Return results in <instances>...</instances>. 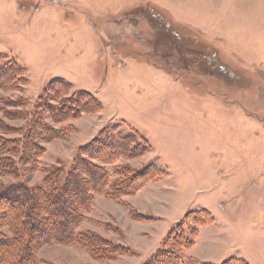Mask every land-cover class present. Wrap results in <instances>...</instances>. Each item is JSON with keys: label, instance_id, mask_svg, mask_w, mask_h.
Returning a JSON list of instances; mask_svg holds the SVG:
<instances>
[{"label": "rangeland", "instance_id": "1", "mask_svg": "<svg viewBox=\"0 0 264 264\" xmlns=\"http://www.w3.org/2000/svg\"><path fill=\"white\" fill-rule=\"evenodd\" d=\"M0 53L24 69L0 83V119L19 140L39 121L38 167L65 172L94 136L130 133L135 154L93 162L110 183L156 169L120 199L157 219L98 193L79 226L139 254L45 243L40 264H143L173 229L182 264H264V0H0ZM41 178L24 160L0 185Z\"/></svg>", "mask_w": 264, "mask_h": 264}, {"label": "trees", "instance_id": "2", "mask_svg": "<svg viewBox=\"0 0 264 264\" xmlns=\"http://www.w3.org/2000/svg\"><path fill=\"white\" fill-rule=\"evenodd\" d=\"M23 71L15 61L6 60L4 54L0 53V83L19 80ZM58 82L69 85L63 79ZM70 98L64 100L68 104H64L65 114L75 112V108H78L76 100H73L74 105L69 103ZM32 117L28 120L27 131L21 140L8 137L6 133H12V130L0 119V174L18 176V166L25 160L42 175L41 181L34 185L22 180L0 185V263L40 264L36 253L45 243L84 246L97 258H109L115 253L128 252V247L113 244L94 231L79 230V226L88 218L85 212L91 209L95 194H106L121 200L122 195L142 185L146 176L149 179L155 177V167L149 166L143 169L148 174L141 177L133 174L132 177L110 183L108 169L93 162L97 159L106 164L119 156H132L136 150L132 144L134 135L100 133L94 136L78 147L70 166L62 172L56 166L38 167V159L43 150H39L41 147L36 144L32 132L40 128V124ZM191 213L194 216L201 213L198 219L206 218L204 223L212 221L208 211ZM134 216L147 218L140 213ZM3 226L8 227L10 235L1 230ZM174 230L167 233L162 246L143 264H182L180 255L165 246L169 234ZM192 242V238H185L183 243L178 244L189 246ZM241 260L232 258L221 264H246Z\"/></svg>", "mask_w": 264, "mask_h": 264}, {"label": "crops", "instance_id": "3", "mask_svg": "<svg viewBox=\"0 0 264 264\" xmlns=\"http://www.w3.org/2000/svg\"><path fill=\"white\" fill-rule=\"evenodd\" d=\"M143 188L144 187H142L139 191H137V194H140V192H141V195H143V192H142V190H143ZM139 192V193H138ZM104 197H105V195H104ZM106 199H108V200H110V201H118L122 206H124L123 204L124 203H128L129 204V210H130V208L131 207H133V209H135L136 210V208L135 207H137L132 201H126V200H124V199H122L121 201H119V199H113V198H111V197H109V196H106L105 197ZM151 198V197H150ZM124 203H123V202ZM131 205V206H130ZM142 206V205H141ZM124 207H126V206H124ZM144 209H146V208H142V207H140V209H138V210H136V212H138V213H141V214H145V212H143L142 210H144ZM128 211V210H127ZM128 214H129V217L131 218V219H133V220H136V221H140V220H138L137 218H135L134 217V215H132L129 211H128ZM158 217L157 216H152L151 218H146L147 220H155V219H157ZM142 219V218H141ZM143 221H144V219H143ZM149 235V234H148ZM121 244H123L124 246H126V247H128L129 248V253L130 254H133L134 255V253L135 254H139L140 253V251L141 250H143L144 248H140V247H136L135 245H131L130 243H121ZM147 247V246H146Z\"/></svg>", "mask_w": 264, "mask_h": 264}]
</instances>
